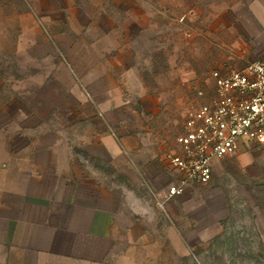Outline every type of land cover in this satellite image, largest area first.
I'll list each match as a JSON object with an SVG mask.
<instances>
[{"label":"rangeland","instance_id":"rangeland-1","mask_svg":"<svg viewBox=\"0 0 264 264\" xmlns=\"http://www.w3.org/2000/svg\"><path fill=\"white\" fill-rule=\"evenodd\" d=\"M261 2L0 0V139L34 116L57 125L55 135L69 143L93 140L98 124L121 145L122 157L88 163L103 167L110 184L132 188L148 219L123 215L104 264H264V144L216 161L209 182H189L171 197L169 186L183 175L166 159L179 151L197 89L210 95V73L246 65L233 25ZM85 10L106 12L94 17L107 32L101 57L126 55L121 78L130 107L104 112L84 104L81 118L83 103L70 90L89 98L82 74L100 57L87 48L96 38ZM42 127L36 131L46 135Z\"/></svg>","mask_w":264,"mask_h":264},{"label":"crops","instance_id":"crops-1","mask_svg":"<svg viewBox=\"0 0 264 264\" xmlns=\"http://www.w3.org/2000/svg\"><path fill=\"white\" fill-rule=\"evenodd\" d=\"M263 3L262 7L243 9V21L233 25L242 36L243 50L238 58L247 63L264 59ZM85 12L89 18L85 26L96 38L87 48L99 56L107 32L94 17L106 12ZM47 19L52 25L53 15ZM122 55L126 57L119 53L112 62L100 55L82 74L89 98L83 91L70 90L83 103L81 118L87 117L84 104L93 103L104 112L112 105L117 110L130 107L123 93L121 77L128 65ZM34 118L19 122L15 136L0 139V264H104L123 215L148 219L143 207L135 203L137 195L132 188L123 187L120 180L110 184L103 167L88 163L104 162L106 154L113 159L122 157L121 145L98 124V129L92 125L97 130L93 140L81 138L73 143L71 139L70 144V139L55 135L57 125L35 123ZM40 126L45 127L46 135L38 134ZM89 149L96 152L90 154ZM218 160L213 161V168Z\"/></svg>","mask_w":264,"mask_h":264},{"label":"built area","instance_id":"built-area-1","mask_svg":"<svg viewBox=\"0 0 264 264\" xmlns=\"http://www.w3.org/2000/svg\"><path fill=\"white\" fill-rule=\"evenodd\" d=\"M210 79V95L197 89L185 131L178 138L179 151L166 155L183 175L169 187V197L181 194L189 182H209L215 159L264 144V59L242 68L214 69Z\"/></svg>","mask_w":264,"mask_h":264}]
</instances>
